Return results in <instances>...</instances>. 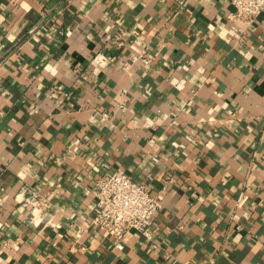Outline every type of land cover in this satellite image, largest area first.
Returning <instances> with one entry per match:
<instances>
[{"label": "crops", "instance_id": "0c3cea01", "mask_svg": "<svg viewBox=\"0 0 264 264\" xmlns=\"http://www.w3.org/2000/svg\"><path fill=\"white\" fill-rule=\"evenodd\" d=\"M233 12L0 0V264H264V10ZM117 169L163 202L123 248L90 225Z\"/></svg>", "mask_w": 264, "mask_h": 264}, {"label": "built area", "instance_id": "2783aa9c", "mask_svg": "<svg viewBox=\"0 0 264 264\" xmlns=\"http://www.w3.org/2000/svg\"><path fill=\"white\" fill-rule=\"evenodd\" d=\"M234 7L235 18L252 23L264 10V0H226ZM136 54L134 59L142 57ZM148 61L147 54L143 56ZM26 193V205L33 209L41 208L45 203L36 191L23 187ZM94 214L90 225L116 239L118 248L124 247V239L136 231L146 239L155 235V221L163 209V202L150 187L139 182L123 169L100 177L94 188Z\"/></svg>", "mask_w": 264, "mask_h": 264}]
</instances>
